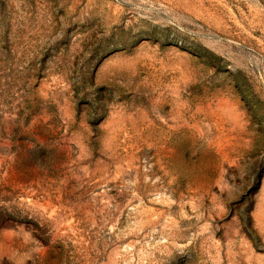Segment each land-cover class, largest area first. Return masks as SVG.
I'll list each match as a JSON object with an SVG mask.
<instances>
[{
    "label": "rangeland",
    "instance_id": "1",
    "mask_svg": "<svg viewBox=\"0 0 264 264\" xmlns=\"http://www.w3.org/2000/svg\"><path fill=\"white\" fill-rule=\"evenodd\" d=\"M0 264H264V0H0Z\"/></svg>",
    "mask_w": 264,
    "mask_h": 264
}]
</instances>
